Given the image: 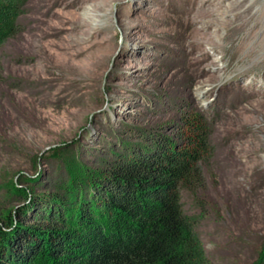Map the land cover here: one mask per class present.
Masks as SVG:
<instances>
[{
  "label": "rangeland",
  "instance_id": "374dc122",
  "mask_svg": "<svg viewBox=\"0 0 264 264\" xmlns=\"http://www.w3.org/2000/svg\"><path fill=\"white\" fill-rule=\"evenodd\" d=\"M17 10L0 34V208L24 205L23 188L82 185L166 137L184 150L175 190L206 264H264V0Z\"/></svg>",
  "mask_w": 264,
  "mask_h": 264
},
{
  "label": "trees",
  "instance_id": "16d2710c",
  "mask_svg": "<svg viewBox=\"0 0 264 264\" xmlns=\"http://www.w3.org/2000/svg\"><path fill=\"white\" fill-rule=\"evenodd\" d=\"M19 1L0 0V34L12 35ZM155 139L153 153L117 160L86 184L20 189L24 205L0 208V264H64L73 252L80 264H206L175 190L189 170L184 150Z\"/></svg>",
  "mask_w": 264,
  "mask_h": 264
}]
</instances>
